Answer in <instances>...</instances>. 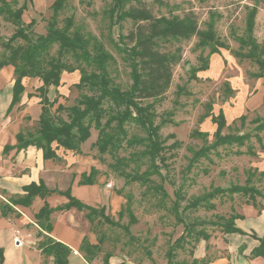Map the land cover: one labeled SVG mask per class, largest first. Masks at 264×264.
Instances as JSON below:
<instances>
[{"label":"rangeland","instance_id":"rangeland-1","mask_svg":"<svg viewBox=\"0 0 264 264\" xmlns=\"http://www.w3.org/2000/svg\"><path fill=\"white\" fill-rule=\"evenodd\" d=\"M5 1L13 9L25 4L22 21L26 24L35 19L33 30L37 34L45 33L47 22L52 15L50 5L53 0ZM128 1L129 4L144 3L157 16L181 15L187 10H192L198 18L199 30L210 28L215 38L223 42L225 47H220L218 53H210L212 44H199L197 35L188 40L165 43L162 47L166 51L180 46L181 58L173 65L168 89L161 96L144 101V104L153 105L154 123L160 126L159 134L164 146L161 176L152 174V182L127 180L112 167L118 159L122 163L125 162V166L118 164L119 169L142 173L148 166L147 158L141 153L143 145L130 146L126 141H119L118 149L101 154L92 146L97 137V130L91 127V135L83 143L80 154L93 158L98 168L96 182L106 190L104 202L93 206H104L106 214L117 225H94L96 235H93L96 242L101 238L102 243L101 252L90 264H105L103 254L106 252L111 254L109 264H166L168 246L183 231L182 225L175 221L171 211L176 189H180V208H184L193 199L206 196L220 188L248 184L257 190L253 199L255 207L252 206L264 211V131L258 129L264 117V77L255 76L260 69L251 59L244 56L249 49L243 47L240 42V39L246 37L249 10L257 0H161V3L157 0ZM110 2L111 0H68L58 14V22L62 25L65 17L73 16L75 28L85 34H93L104 44L114 57V63L109 68L110 75L114 83L124 89L131 83L130 69L114 42H118L119 34H127L131 23L125 21L110 26L105 12ZM256 5L253 37L260 49L264 47V0H258ZM14 29L15 26L10 20L0 16V59L5 53L3 44ZM261 57L264 59V56ZM10 68L0 70V108H6L10 100L13 67ZM78 78V71L62 73L58 87L59 102L65 105L73 103L78 95L75 88ZM22 81L25 92L21 103L14 106L9 113L11 120L19 121V128L25 124V117L29 115L27 108H40L39 99L31 96L40 85V80L23 78ZM48 95L51 99L55 97L53 87H50ZM219 111L224 113L226 120L223 134H249L250 137L242 146H217L209 149L208 157L194 159L196 151L214 143L213 132L216 125L212 118ZM125 127L128 132L127 139L145 136V132L136 124L127 123ZM196 131L208 132L206 140L197 137ZM10 133L11 136L14 135L13 131ZM10 133L5 139L7 143L11 140ZM56 175L54 178L58 177V174ZM154 184H161L167 196L162 197L153 187ZM89 194L94 196L93 192ZM4 195L9 198V195ZM206 199L214 204V209H208L202 204L195 209L187 208L184 216L187 221L194 222L195 230H204L210 236H219L221 232L219 226L209 224L219 222L217 216L227 217L232 212L240 213L242 206L245 203L251 205L252 200L240 193L219 192ZM127 206L136 217L135 223L129 222V213L125 210ZM121 207L124 211L119 217L118 211ZM76 216L84 232L88 233L90 225L83 213L76 211ZM31 230L37 237L38 229L34 227ZM196 238L195 235L190 236L175 250V263L195 264L194 260L215 263L219 256L229 255L212 245H207L202 239L197 241ZM228 243L226 241L227 245ZM230 245L234 247L235 242L231 241Z\"/></svg>","mask_w":264,"mask_h":264},{"label":"trees","instance_id":"trees-1","mask_svg":"<svg viewBox=\"0 0 264 264\" xmlns=\"http://www.w3.org/2000/svg\"><path fill=\"white\" fill-rule=\"evenodd\" d=\"M32 2V0H29ZM68 0H53L50 5L52 15L47 22L46 31L37 34L33 30L35 19L24 23L21 19L26 5L13 9L5 0H1L0 16L11 21L15 29L11 36L4 42L5 53L0 59V70L4 66L13 67V83L11 98L7 106L8 115L13 107L21 103L25 92L23 78H36L40 85L36 87L35 96L39 99L40 112L34 121L30 116L25 117V124L15 134V144H5L2 152L10 150L20 151L28 146H34L41 150L45 160L61 162L57 149L62 148L73 154L81 153L82 145L91 135V127L97 130L96 140L92 146L103 154L112 149H118L119 141H126L128 145H143L142 155L148 160L147 168L142 172H126L119 169L120 160L116 159L113 169L119 171V175L130 181L148 183L152 182L150 176H161L160 168L164 165L162 151L164 149L159 130L160 126L154 123L155 113L152 103H145L147 99L161 96L169 87L172 79V68L181 58V47L176 46L173 50H163L165 43L172 41L188 40L192 36L199 37V44L210 45V53H218L219 48L225 44L215 38L212 30L201 31L198 28V18L192 10H187L181 15H154L144 3L129 4L128 0H111L106 9V16L110 26L129 21L131 28L127 34H119L118 42H114L116 49L123 54V59L129 67L131 83L127 88H121L115 84L109 68L114 63L113 55L105 48L104 44L93 34L83 33L75 28L73 16L65 17L63 24L58 22V14ZM161 3V0H157ZM258 1V0H257ZM256 1V2H257ZM256 2L249 10L246 21V37L240 39L241 45L247 47L245 57L258 65L260 71L255 75L264 77V47H260L253 37L254 16L257 11ZM78 71L79 78L75 83L78 91L77 97L70 105L58 101V87L61 83L63 72L72 73ZM50 87L54 88L55 97L50 98ZM264 102V95H263ZM55 106V108H53ZM65 115V116H64ZM105 118V119H104ZM104 119V121H103ZM215 123L213 132L214 143L199 149L193 155L194 159L208 157L209 149L221 145L242 146L249 134H223L226 125L224 113H219L212 118ZM258 119H256L257 121ZM32 121V124L30 122ZM133 123L138 125L145 136L131 137L127 139L125 125ZM260 131H264V117L258 125ZM195 135L206 140L208 132L196 131ZM117 142H119L117 144ZM125 166V162L122 163ZM98 168L91 166L88 172H83L78 181L81 185L96 183ZM161 196L167 193L161 184L153 186ZM24 194L9 195L8 202L0 200V215L7 217L16 216L14 205L29 206L35 197L43 199L42 206L34 213V222L38 226L36 243L37 249L42 255L41 264H47L49 257L53 258L54 264H69L71 249L61 241L54 239L50 233L53 229L52 215L70 209L82 212L90 227L87 232L96 235L94 225H117L105 212V207H96L87 204L73 196L70 187L65 190L48 188L42 180L39 183L31 182L23 186ZM5 193L1 191V193ZM240 193L249 196L251 205L255 207L254 196L257 190L253 186L231 185L220 188L206 196L193 199L186 207L180 208L182 194L180 189L174 191V200L171 211L175 221L183 227L182 233L168 246L166 251V264L174 262L175 250L184 243L187 238L195 235L196 240H204L208 244L210 234L204 230H195L194 222L187 221L184 211L187 208L195 209L200 205L214 209V204L207 202L206 198H212L217 193ZM63 195L67 201L57 206H51L46 198L51 194ZM129 222L135 223L136 217L129 210ZM124 208L118 211L121 217ZM239 212H232L227 217L217 216L219 222L209 224L217 225L222 233L244 232L235 224V220L242 218ZM127 231V227H125ZM259 241V245L252 249L253 255L264 256V234L261 237L252 235ZM102 240L96 243L89 241L87 233L83 235L79 250L86 264L101 252ZM111 254H103V263L109 264ZM46 258V259H45ZM3 249L0 248V264L3 263ZM195 264H218L210 261L194 260ZM118 264H125L120 262Z\"/></svg>","mask_w":264,"mask_h":264},{"label":"crops","instance_id":"crops-1","mask_svg":"<svg viewBox=\"0 0 264 264\" xmlns=\"http://www.w3.org/2000/svg\"><path fill=\"white\" fill-rule=\"evenodd\" d=\"M3 69L11 68L8 65L4 66ZM9 102L10 100L8 104ZM7 106L6 108H0V199L8 202L4 194H24L22 189L24 185L31 182L39 183L42 180L50 189L65 190L70 187L72 195L87 204L103 203L106 192L103 186L97 182L92 185H81L78 183L81 173L88 172L91 166H96L90 155L73 154L59 148L57 149V154L62 161L57 163L43 159L41 150L34 146H28L20 151L10 150L7 153L2 152L5 144H15L14 136L19 130V121L17 119L11 120L9 114H6ZM27 109L31 119L36 120L40 108ZM11 131L14 132L12 136ZM8 133L11 136L9 143L5 140L9 135ZM56 174H58V177L54 178ZM1 191L5 193H1ZM90 192H93L94 196L89 194ZM46 200L51 206H57L67 201L63 195L55 193L49 195ZM42 204L43 199L35 197L29 206L14 205L13 208L17 212L16 216L2 217L0 215V248L3 249L4 255L2 264H41L42 255L35 244L38 238L35 237L31 229L34 227L38 229L33 215ZM240 214L243 217L236 219L235 224L244 232L243 234L220 232L219 236H215V234L210 236L208 240L209 246L212 245L217 250L229 253L227 256H219L215 263L264 264V256L251 253L252 249L259 245V241L252 235L255 234L261 237L264 234V211H259L252 205L245 203L241 208ZM52 218L53 229L50 235L71 249L68 257L69 264H86L79 250L85 232L81 227V222L77 219L76 210L70 209L61 213L55 212ZM87 235L91 243H96V238L92 233L88 232ZM14 236H18L21 239L22 245L16 246L13 243L12 239ZM226 241L229 242V245L226 244ZM231 241H234L236 246H231ZM198 248L200 249V247ZM73 250H76L77 254H74ZM48 259L47 264H54L52 257Z\"/></svg>","mask_w":264,"mask_h":264},{"label":"built area","instance_id":"built-area-1","mask_svg":"<svg viewBox=\"0 0 264 264\" xmlns=\"http://www.w3.org/2000/svg\"><path fill=\"white\" fill-rule=\"evenodd\" d=\"M13 243L16 245V246H20L22 245V241L21 239L18 237V236H14L13 239H12ZM73 253L74 254H77V251L76 250H73Z\"/></svg>","mask_w":264,"mask_h":264}]
</instances>
